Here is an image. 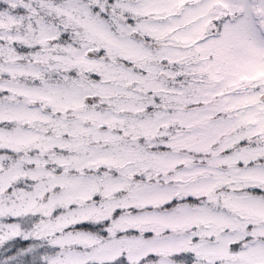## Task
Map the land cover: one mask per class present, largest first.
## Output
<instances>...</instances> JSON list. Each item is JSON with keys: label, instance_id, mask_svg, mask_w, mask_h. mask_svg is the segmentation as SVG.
<instances>
[{"label": "snow or ice", "instance_id": "snow-or-ice-1", "mask_svg": "<svg viewBox=\"0 0 264 264\" xmlns=\"http://www.w3.org/2000/svg\"><path fill=\"white\" fill-rule=\"evenodd\" d=\"M0 264H264V0H0Z\"/></svg>", "mask_w": 264, "mask_h": 264}]
</instances>
